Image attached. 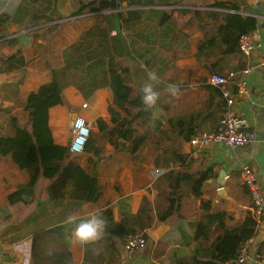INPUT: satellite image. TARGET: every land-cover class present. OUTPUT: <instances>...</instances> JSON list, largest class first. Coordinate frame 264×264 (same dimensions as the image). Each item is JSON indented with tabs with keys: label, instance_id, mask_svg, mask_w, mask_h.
Masks as SVG:
<instances>
[{
	"label": "crops",
	"instance_id": "1",
	"mask_svg": "<svg viewBox=\"0 0 264 264\" xmlns=\"http://www.w3.org/2000/svg\"><path fill=\"white\" fill-rule=\"evenodd\" d=\"M23 1L0 0V18H5L7 13L16 16L17 5ZM68 1L57 0V9L63 17L51 23L32 25L27 20L30 16L24 20L12 18L0 22V135L13 133L12 116L23 125L30 122V113L26 109L28 95L52 80V69L65 65L64 49L77 40H86L90 29H103L107 36L98 37L107 42L116 38L132 40L139 53L149 51L136 57L128 46L127 51L115 60L128 67L125 75L134 95L141 93L148 71L158 72L162 81L157 86L160 99L149 122L153 133L145 144L133 149L131 141L134 137L119 139L121 143L127 141L118 150L114 140L113 144L108 142L102 147L96 155L101 160L93 168L103 184V195L98 202L88 201L82 188L69 183L67 170L59 178L42 174L30 188L28 172L20 168L11 155H0V264H185L201 247L195 232L199 217L204 213L202 200H211V212L227 211L226 225L236 227L252 216V197L242 173L244 163H250L258 171L264 186V70L258 65L264 58V0H224L239 5L236 11L257 17L258 25L253 31L263 45L252 55L245 54L240 47L226 53L223 51L225 44L220 40L213 48L199 49L200 43L209 36L205 30H210L212 23L209 20L205 27L201 26L194 18V10L204 11L215 0H107L122 1L123 6L77 14L73 13L88 0ZM132 11L139 19L136 18L137 22L129 20V30L122 32L121 19H128ZM162 12L173 13L172 27L177 34H171L173 38L162 36L165 27L160 23ZM147 35L151 36L149 42ZM165 41L172 47L164 48ZM178 46L186 47L185 55L176 53ZM148 60L150 64L145 62ZM249 63L255 65L247 76L249 94L238 95L236 81H229L226 86L237 95L235 110L250 119L256 136L252 142L239 148L223 142L198 147L189 143L191 137L179 146L182 137L170 131V136H165L162 141L165 145L171 144L169 152L156 147L155 134L161 128H167L172 117L195 112L200 128L198 134L216 128L227 100L221 90L214 88L216 85L207 86L208 77L215 72L226 74L231 70L240 75ZM169 83L180 86L178 98H172L166 92ZM113 99L110 86L98 87L86 96L76 85H66L64 102L49 110L54 143L68 146L71 124L77 114L85 116L93 128H96L94 123L98 118L109 119L108 109ZM84 103L87 106L83 107ZM141 108L131 107L133 111ZM140 133L145 134L144 129ZM101 145L99 140L97 146ZM161 152L170 154L171 159L184 153L186 161L180 164L172 159L169 164L156 165L155 158L165 154ZM92 155L72 154L66 164L75 159L86 166ZM173 168L202 171L209 176L200 184L198 196L185 186L180 212L161 220L159 213L166 208V197L171 190L166 173ZM17 190L24 191L23 199L11 202L8 196ZM144 197L148 200L149 211L142 217H130L139 212ZM108 209L111 212L108 221L118 222L129 217L136 230L147 232L149 245L141 250H128L126 236L121 239L113 235L109 222L100 241L86 246L71 243L70 234L75 224L67 222L69 217L75 216L78 221L94 211ZM215 226L217 222L212 226V239L223 231ZM261 259H264V216L258 222L250 257L244 264H260Z\"/></svg>",
	"mask_w": 264,
	"mask_h": 264
},
{
	"label": "trees",
	"instance_id": "2",
	"mask_svg": "<svg viewBox=\"0 0 264 264\" xmlns=\"http://www.w3.org/2000/svg\"><path fill=\"white\" fill-rule=\"evenodd\" d=\"M122 6V1L120 3L119 1L91 0L82 3L80 8L73 14L85 10L100 12L106 8L118 7L120 9ZM208 7L204 11L202 9L194 10V18L198 19L201 26L205 27L209 20L212 23V28L205 30L206 35L209 36L200 43V50L213 48V44H217V41L220 40L225 44L224 52L236 51L239 49V37L243 33L257 28V17L244 15L236 11L239 10V5L235 3L215 0ZM15 13L16 16L7 13L5 18H0V22L12 18L13 20H24L30 16V19L27 20L32 25H37L51 23L63 17L57 9V0H25V2L23 1L17 5V12ZM136 18L138 20L139 16H136L133 11L128 19L123 17L121 19V31L126 32L129 30V20L137 22ZM160 18V23L165 24L162 36L167 38L171 37V34L176 36L175 29L172 27V21H175L173 13L162 12ZM154 34L152 33V35ZM98 35L107 36L103 29H90L86 35V40H77L64 49L65 65L53 68L52 80L41 84L27 97L26 109L30 113V122L23 125L15 116H12L10 122L14 129L13 133L0 135V155H11L18 166L28 172L29 181L27 184L30 188L35 186L42 174L59 178L67 170L69 183L82 188L88 201L98 202L103 195V184L99 176L93 172V168H96L97 162L101 160L100 157L96 158V155L100 154L103 147V145L97 146L103 133L109 134L112 138L115 137L113 140L117 147H119V144L123 146L127 140L134 137L131 141L132 149L140 144H145L151 133H153L152 125L149 124L153 109H145L141 101V93L138 95L133 94V87L129 84L125 75L128 67L121 66L115 60L121 57L124 51H127L128 46H130V52H134L136 57H141L149 51L139 53L132 40L130 42L126 39L116 38L114 41L107 42V39L100 38ZM120 35L126 38L129 37L122 33ZM146 39L149 42L151 36L147 35ZM169 43L165 41L163 47L167 49L172 47ZM146 49H150V47ZM145 62L150 64V60ZM68 84L76 85L86 96L101 86H110L114 92V99L108 109L110 118L100 117L97 119L94 123L96 126L93 129L94 133L86 144L85 153L93 154L86 166L75 159H70L66 164L72 153L68 146L54 143L49 125V110L52 106L64 102V88ZM207 86L211 87L213 85L207 83ZM214 88L221 90L217 86ZM220 93L223 95L222 90ZM132 106H141L142 108L133 111ZM196 120L197 113L195 112L170 118L167 128H161L157 134L154 133V144L158 149L162 147L164 151H168L171 144L167 143L165 145L162 141L165 136L169 137L170 131H172L182 137L183 140L179 143V146L183 145L184 140L190 139L200 131ZM142 129H144L145 134L140 133ZM119 139L127 140L121 143V141H118ZM173 152L175 153L176 149ZM172 159L183 164L186 161V154H176V157ZM172 159L163 161L167 164ZM166 175L169 177L171 190L166 197L168 200L166 208L159 213L161 220L167 219L173 213L180 212L182 198L186 192L185 186L193 190V193L198 196L200 184L209 176L206 172H189L181 168L170 169ZM56 181L57 179L54 183ZM23 193L24 191L17 190L10 193L8 198L11 202L19 201L23 199ZM202 207L204 213L199 217L195 232L196 239L201 240V247L189 260L185 261V264H240L237 261L238 252L249 238L256 236L258 222L252 216H248L238 226L228 227L224 220L229 214L227 211L211 212V200L209 199L202 200ZM147 211H149L148 200L144 197L139 212L130 217H142V214ZM99 212L102 213L106 224L107 222L110 223L112 234L121 239H124L129 233L141 232L134 228L129 217L122 218L118 222L108 221L107 219L111 218L109 209L100 210ZM215 222H217L215 227L223 228V231L212 239V226ZM142 232L148 237L147 232ZM205 242H208V244L204 245Z\"/></svg>",
	"mask_w": 264,
	"mask_h": 264
},
{
	"label": "built area",
	"instance_id": "3",
	"mask_svg": "<svg viewBox=\"0 0 264 264\" xmlns=\"http://www.w3.org/2000/svg\"><path fill=\"white\" fill-rule=\"evenodd\" d=\"M91 1V0H88ZM263 42L255 37L254 31L243 33L239 37V47L247 55H252L255 49L262 47ZM264 70V58L258 64ZM255 68L253 63L244 67L239 75L238 71L231 70L228 73H212L207 82L221 87L223 95L227 100L226 109L216 128L210 131H204L190 139V144L198 147H205L213 142H223L232 147H243L255 139V131L251 127L250 119L247 115L235 110L234 104L237 95L226 86L229 81H236L238 95L245 96L250 92L248 75ZM87 103L83 104V107ZM92 136V124L83 115L77 114L71 124V137L68 143L69 150L72 154H81L85 151L86 144ZM242 173L245 184L252 197L251 215L259 222L264 216V186L260 182L258 171L250 164L242 165ZM255 237L249 238L240 248L237 261L244 264L250 257V251ZM149 245L148 238L144 232L129 233L125 237V247L128 250H141ZM264 264V260L259 261Z\"/></svg>",
	"mask_w": 264,
	"mask_h": 264
},
{
	"label": "clouds",
	"instance_id": "4",
	"mask_svg": "<svg viewBox=\"0 0 264 264\" xmlns=\"http://www.w3.org/2000/svg\"><path fill=\"white\" fill-rule=\"evenodd\" d=\"M162 83L160 76L156 70L147 72V81L142 85L141 101L146 110H152L156 107L160 92L157 86ZM166 92L172 98H178L180 95V86L176 83H169L166 86ZM69 224H75L71 230L70 241L73 244L86 246L100 241L106 231V221L99 211L90 213L86 218L79 219L75 216L68 218Z\"/></svg>",
	"mask_w": 264,
	"mask_h": 264
},
{
	"label": "rangeland",
	"instance_id": "5",
	"mask_svg": "<svg viewBox=\"0 0 264 264\" xmlns=\"http://www.w3.org/2000/svg\"><path fill=\"white\" fill-rule=\"evenodd\" d=\"M73 0H70V1H68V2H72ZM196 2H198L197 0H196ZM185 17V16H184ZM183 18V17H182ZM196 26H197V24H196ZM196 26H194V28L196 29ZM194 28H192L193 30H195ZM200 30V29H199ZM201 31V30H200ZM178 50V52H176L178 55H185L186 54V47H184V46H178V48H177ZM176 53H174L173 55H175ZM184 83H186V79H184ZM184 87H186V86H184ZM92 124V123H91ZM94 128H93V126H92V135H93V130ZM70 131H71V129H70ZM71 137V136H70ZM113 139H115V137L114 138H112L109 134H106V133H104L102 136H101V141H102V143H103V146L104 145H106L108 142H110V143H112L113 144ZM148 144H152L151 142H148ZM122 147V145L121 144H119V147H117L116 145H115V148L118 150V149H120ZM169 152V151H168ZM162 154L163 153H165V154H163L162 156H158V157H156L155 158V160H158L157 162L158 163H156V161L154 160V163L156 164V165H161V164H164V161L163 160H167V159H170L171 157V155L170 154H167L166 152H161ZM84 154H86L85 153V151H84ZM159 158V159H158ZM108 160V159H107ZM149 160V159H148ZM162 162V163H161ZM170 162V161H169ZM167 164H169V163H167ZM171 165V164H170ZM163 169V168H162Z\"/></svg>",
	"mask_w": 264,
	"mask_h": 264
},
{
	"label": "water",
	"instance_id": "6",
	"mask_svg": "<svg viewBox=\"0 0 264 264\" xmlns=\"http://www.w3.org/2000/svg\"><path fill=\"white\" fill-rule=\"evenodd\" d=\"M1 79V78H0ZM220 193H221V191H220Z\"/></svg>",
	"mask_w": 264,
	"mask_h": 264
}]
</instances>
